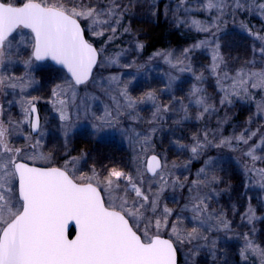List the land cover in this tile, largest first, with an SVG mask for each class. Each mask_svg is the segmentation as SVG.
<instances>
[{
    "label": "snow or ice",
    "instance_id": "obj_1",
    "mask_svg": "<svg viewBox=\"0 0 264 264\" xmlns=\"http://www.w3.org/2000/svg\"><path fill=\"white\" fill-rule=\"evenodd\" d=\"M169 15L194 33L193 42L145 58L147 45L125 24L129 8L121 0H0V264H181V254L183 264H201L202 255L212 264H264V228H256L264 222V197L254 206L247 194L253 186L264 192V0H180L166 7ZM230 21L253 41V59L238 70L224 40ZM106 34L94 46L92 38ZM123 36L129 47L117 53L121 62L106 53ZM203 53L208 62L197 67ZM48 61L58 66L44 96L57 114L60 145L42 143L51 119L40 115L44 96L32 94L43 87L37 66ZM156 66L163 67V87L137 90V77L150 79ZM112 67L119 74L105 75ZM95 101L103 105L99 114ZM238 101L255 108L243 124L232 123ZM169 119L163 148L157 133ZM82 122L94 137L119 132L132 145L131 160L93 158L84 172L71 157L70 167L68 138ZM169 149L185 159L170 160ZM228 158L239 175L225 168ZM79 159L87 162L84 150ZM234 179L244 202L221 206L220 198L235 192ZM230 239L239 247L222 250Z\"/></svg>",
    "mask_w": 264,
    "mask_h": 264
},
{
    "label": "rangeland",
    "instance_id": "obj_2",
    "mask_svg": "<svg viewBox=\"0 0 264 264\" xmlns=\"http://www.w3.org/2000/svg\"><path fill=\"white\" fill-rule=\"evenodd\" d=\"M162 1V3H161ZM122 3L125 5H128L129 8V19L125 21V24L131 23L132 28L134 31L137 32L138 38L141 41V36H142V31L140 26H136L134 23V20H140V22L144 19H153L156 17L158 13L159 6H161V14L162 18L164 21L170 25L172 28H178L174 26L171 16L166 18L165 16V9L166 7L168 8H174L180 0H139V4H137V0H121ZM161 3V5H160ZM152 4H157L158 7L153 9L150 8L149 6ZM252 25L255 26L256 29H259V22H257L256 19H253L251 21ZM229 24L232 25L231 21ZM122 31V29H121ZM110 34V33H109ZM261 35H264L262 33ZM200 39L203 38V36L199 37ZM93 42L97 46V48L101 47V42L107 40V34L103 37H93ZM224 40L227 41L230 45V51H231V59L228 61L230 65H233L235 70H238L241 65H243L246 61H249L253 59V54H252V45L253 41L250 37L247 36V34L243 31H240L238 28L235 27L233 30H228L227 35L224 37ZM190 46V45H189ZM129 47V37L128 36H123V37H118V39L115 41L113 46L108 48V51L106 53L107 56L111 57L112 59H119L121 62H123L121 57L117 56V53L121 49H126ZM185 46H169L167 48L159 49V50H164V49H174L179 53V50L181 48H184ZM188 47V46H186ZM152 54V53H151ZM149 54V55H151ZM149 55L143 54L145 58H147ZM210 56V53H203L202 55L197 54V60L198 63L196 64L197 67H199V63H207L208 60L205 59V57ZM258 59V57H257ZM56 67L52 66L50 62H44L42 64H39L37 66V79L42 80V85L43 87L40 90L33 91V95H41L44 96V92L46 89L49 87L48 82H47V76L54 74ZM22 71V65L18 66V74L19 72ZM163 71L162 66H156L154 69L150 72V79L143 74L137 77L136 80V89H145V88H150V87H163V85L160 83L161 81V72ZM105 75L108 74H119V71L117 70L116 67H112L108 69L105 73ZM230 75L234 74V71L229 72ZM43 76V79H42ZM190 79V77L185 76L184 81L185 83ZM210 79V78H209ZM207 88L209 94H212L210 90L208 89L207 85H205ZM47 99L46 96H44V99L40 101V104L38 105L40 109V115L42 118H49L51 119V123L48 125L46 129V135H45V140L42 141V143H48L49 145L51 144H57L60 145L62 144L64 137L62 133L57 129L56 127V120L54 117L57 115L56 113L52 112L51 107L45 103V100ZM168 98L163 97V103H167ZM110 103V102H109ZM94 107L97 109L98 114L102 112L103 110V105L99 101L94 102ZM240 110V112L243 114V112H246L247 115H245V119L241 120L238 119L236 122H233V124H243L249 115H251L250 109L248 110L246 107H244L242 104L238 106L237 108ZM233 110V109H232ZM231 110V111H232ZM254 111H252L253 113ZM250 113V114H249ZM141 116L143 117H148L150 115V107L148 106H143V110L141 111ZM224 113L221 112V115ZM243 117V116H242ZM194 123V122H193ZM258 123H264V121H258ZM172 125V120H168V124L165 125V131L163 133H157V138L163 137V148H168V139H169V132L168 128L169 126ZM255 127V125H253ZM137 131H141V127L136 128ZM192 131L191 127H186L184 129L185 134H190ZM229 131H231V128H229ZM181 133L177 132L176 136H180ZM176 137H172V139H175ZM69 144H68V149L67 151L70 152V156L68 157L69 159V166L72 167L73 164L71 162V157H77L78 159L75 161L74 166L78 169H82L84 172L89 171V167L93 163V158H95L97 161H102L104 164H108L109 161H115L117 163H127L131 160L132 155H133V148L132 145L129 144L128 140L124 137H122L119 132L116 130H108L105 133L101 134L98 137H94L92 135V129L89 124L82 122L77 125L76 128L73 129V131L69 135ZM22 143V140L19 141ZM81 150L85 151V155L87 157V162L85 163L84 160L79 159ZM213 155L216 153L213 152ZM61 155H63V150H61ZM169 159L174 160L179 162H182L183 159H185L184 156H177L174 154L173 150L169 149ZM225 168H235L236 174H240V168L239 165L236 164L235 160H232L230 158L226 159ZM196 167H199L198 164H195L194 162V167H193V172L195 171ZM97 168L99 170V164H97ZM128 169L125 168V171ZM230 183L233 185V187L236 189L237 192H229L225 193L224 196H226L227 200L224 201L222 196L220 198V205L221 206H229V205H235V207H241L243 204V198L241 200H237V194H242L245 192V189L239 186V182L237 180H232ZM224 185H221V188H223ZM248 196L253 197L252 203L253 205L258 204V197H264V192H261L258 187L253 186L251 191H248ZM114 195H123L122 192H116ZM131 195H134L131 194ZM231 197V199H230ZM169 201L171 200V194L168 195ZM170 207H174L175 205L169 203ZM257 215H261V213L258 211ZM235 219V224L240 225L241 220L240 216L237 215ZM246 223V222H245ZM256 228L261 229L264 228V226L259 225V223H256ZM239 231H247V227H241L238 229ZM241 241L237 239H230V240H225L222 242L221 248L223 249H228V250H234L237 249L240 245ZM234 261L238 260L237 256H232L231 257ZM181 264H183V254H181ZM199 260L201 264H212L211 258L202 255L199 257Z\"/></svg>",
    "mask_w": 264,
    "mask_h": 264
},
{
    "label": "trees",
    "instance_id": "obj_3",
    "mask_svg": "<svg viewBox=\"0 0 264 264\" xmlns=\"http://www.w3.org/2000/svg\"><path fill=\"white\" fill-rule=\"evenodd\" d=\"M160 10H161V6H159L158 13L156 17L153 19L143 18L141 22L138 19L134 20L135 25L140 26L142 28L141 29L142 31L141 41H143L147 45V48L143 52V54L145 55H149L153 53L154 51L167 48L169 46H185L186 47V46H189L193 42L194 33H187L183 28L170 27V25H168V23L163 20ZM259 26L261 27L260 23H259ZM227 27H228V30L235 29L233 24L232 25L228 24ZM214 83H215L214 80L210 78L209 82L206 84L211 93H214ZM239 104L240 105L242 104L248 110L250 109L251 114H252V111H255V108L253 105L245 104L243 102L238 101L236 103V106L231 111L232 123L236 122L238 119L244 120L245 115H247L246 112H243L242 114L240 110L237 109ZM237 191L235 189V192ZM222 200L226 201L227 200L226 196H224ZM237 208H240V207H237ZM258 223L259 225L264 226V222L258 221Z\"/></svg>",
    "mask_w": 264,
    "mask_h": 264
},
{
    "label": "water",
    "instance_id": "obj_4",
    "mask_svg": "<svg viewBox=\"0 0 264 264\" xmlns=\"http://www.w3.org/2000/svg\"><path fill=\"white\" fill-rule=\"evenodd\" d=\"M95 46V45H94ZM50 62V61H49ZM50 63H52V62H50ZM53 64V63H52ZM54 65V64H53ZM55 67H58V66H56V65H54ZM71 238V237H70Z\"/></svg>",
    "mask_w": 264,
    "mask_h": 264
},
{
    "label": "flooded vegetation",
    "instance_id": "obj_5",
    "mask_svg": "<svg viewBox=\"0 0 264 264\" xmlns=\"http://www.w3.org/2000/svg\"><path fill=\"white\" fill-rule=\"evenodd\" d=\"M49 62V61H48ZM52 66H54L52 63H50ZM55 67V66H54ZM57 68V67H56Z\"/></svg>",
    "mask_w": 264,
    "mask_h": 264
}]
</instances>
